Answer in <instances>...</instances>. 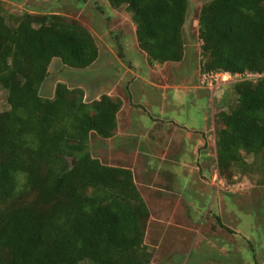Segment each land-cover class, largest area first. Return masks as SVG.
I'll use <instances>...</instances> for the list:
<instances>
[{
  "label": "trees",
  "instance_id": "trees-1",
  "mask_svg": "<svg viewBox=\"0 0 264 264\" xmlns=\"http://www.w3.org/2000/svg\"><path fill=\"white\" fill-rule=\"evenodd\" d=\"M107 2L131 14L150 66L183 62L187 0ZM49 19L25 12L12 26L0 12V86L10 107L0 113V264H152L151 212L133 172L89 152L92 135L114 137L122 101H87L65 83L41 96L53 60L86 70L100 55L81 23ZM198 26L201 74L260 76L232 83L237 102L216 118L219 173L264 180V0H212Z\"/></svg>",
  "mask_w": 264,
  "mask_h": 264
},
{
  "label": "rangeland",
  "instance_id": "rangeland-1",
  "mask_svg": "<svg viewBox=\"0 0 264 264\" xmlns=\"http://www.w3.org/2000/svg\"><path fill=\"white\" fill-rule=\"evenodd\" d=\"M187 1L185 60L182 65H164L165 81L167 85L175 83L179 79L174 76L178 71L175 67H183L191 79L184 87L197 83L209 88L201 83L198 19L202 7L212 0ZM0 12L12 26L25 12L48 19L59 15L78 21L95 37L101 52L99 60L86 70H73L53 60L41 96L52 98L56 85L65 83L70 88H82L86 100L91 101L97 98V85L103 83L113 89V99L122 101L114 137L104 140L92 135L89 152L104 165L133 172L151 212L145 244L153 254L152 264H264V180L232 168L220 175L216 158V130L220 127L216 118L237 102L230 86L234 79L226 84L220 79L221 83H214L211 92L208 90L209 100L186 88L163 91L151 86L148 96L143 80L135 86L134 74L153 82L157 79L156 84L164 78L144 71L148 63L137 46L131 14L124 7L113 9L107 0H0ZM7 97L0 86V113L10 109ZM157 115L176 125L174 138L180 144L175 168L167 164L162 153L163 139L151 129ZM194 131L208 135L200 155L196 145L201 139L197 142ZM153 143L159 151L152 148ZM199 157L197 167L192 162Z\"/></svg>",
  "mask_w": 264,
  "mask_h": 264
},
{
  "label": "crops",
  "instance_id": "crops-1",
  "mask_svg": "<svg viewBox=\"0 0 264 264\" xmlns=\"http://www.w3.org/2000/svg\"><path fill=\"white\" fill-rule=\"evenodd\" d=\"M137 46H138V44H137ZM99 58H100V55H99ZM99 58H98V60H99ZM146 60H147V58H146ZM184 60H185V58H184ZM184 60H183V62H184ZM183 62H181V63H165L163 65L155 64V66H153V67L148 64L146 66L147 69L144 68V71H149V72H152V73H155V74H161L159 77L160 78H164L163 80H160L161 82H159V84H156V82L158 81L157 79H154L155 82H153V80L150 81V80H147V79H143V77L141 75H135L134 72H132L130 70H129V72L132 73V74H134V77H135V86H140L142 84V81L141 80H143V84H145V87L147 89V91H145V92L150 97H151V88L150 87L151 86H155V87H158V88L162 89L163 91L171 90V89H175V88L192 89L193 91H195V93L197 94V96L199 98H206V99L209 100L208 95L211 92L210 90H212L210 87L209 88L201 87V86L199 87V85L197 83L195 84L193 82V80H192V83H194V86H192V87H184L185 85H183V84H185L186 82L189 83L191 81V79L189 81L188 76H190V75H187V74L184 73L183 67H179V68L175 67V69L178 70V71L175 72L174 76L176 75V77L179 78V79L175 80V83H172V84L167 85V82L165 81V78H166L167 75H165V73L163 72V70L164 69H167V68L164 67V65H166V64H170L171 66H173V65H182ZM158 66H161L162 68L161 69H157ZM198 73H199V71H197V76H198ZM196 79H197V77H196ZM101 81H103V80H101ZM162 82H164V84ZM195 82H197V80H195ZM114 84L115 83H113L112 86ZM96 89L99 92L96 94L97 98L95 100H99L102 95H108L111 98H113V94H112L113 89H110L109 90L107 88V86L105 88V84L99 83L97 85V88ZM42 91H43V89H41V93H42ZM85 96L87 97L86 93H85ZM149 100H150V98H149ZM91 101H93V100H91ZM213 102L214 101H213V95H212V97H211V104ZM121 111H122V108H121ZM119 113H118V115H119ZM118 115H117V122H118ZM157 117L158 118H156L153 121V124H152L153 126H152L151 129H153L152 131H155L156 133L159 134V138L160 139H163V142L164 143L162 142L160 144V147H161V149H163L162 150V153L166 154L165 157H167V158L165 160H167L166 161L167 164L170 162L172 164L169 165V166H172L173 163H176L177 162L176 161V158H175V155H176V153L179 150L178 149V143H179L178 140L179 139L176 140L174 138V136H177V135H176V132H174V130H173L174 129V126H176V125L173 122L164 121L158 115H157ZM168 127H169V129H168ZM193 135L197 138V142H198V139H201V141H200L201 144L200 145H196L197 146V151H198V153L200 155L201 154V151H203L205 149L206 145H207L208 135H207V133H202L200 131H194ZM164 138H166V140ZM151 145H152V148L157 152L158 149H157L156 144L153 143ZM200 158L201 157H199V159H197L196 162H192V163H195V165L197 167L199 166V163H200L199 160H200ZM161 159L163 160V157L162 156H161ZM175 166H177V164L176 165H173L172 167L175 168ZM124 168H126V167H124ZM170 170H172V169H170Z\"/></svg>",
  "mask_w": 264,
  "mask_h": 264
},
{
  "label": "built area",
  "instance_id": "built-area-1",
  "mask_svg": "<svg viewBox=\"0 0 264 264\" xmlns=\"http://www.w3.org/2000/svg\"><path fill=\"white\" fill-rule=\"evenodd\" d=\"M260 76L258 75H251V74H245V75H235L232 76L229 73H205L201 75V83L206 84L207 86H214V83H229L231 80L234 79V81H244V80H256ZM221 80V82L219 81Z\"/></svg>",
  "mask_w": 264,
  "mask_h": 264
},
{
  "label": "water",
  "instance_id": "water-1",
  "mask_svg": "<svg viewBox=\"0 0 264 264\" xmlns=\"http://www.w3.org/2000/svg\"><path fill=\"white\" fill-rule=\"evenodd\" d=\"M255 85L257 84V82L254 83Z\"/></svg>",
  "mask_w": 264,
  "mask_h": 264
}]
</instances>
